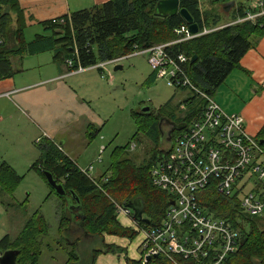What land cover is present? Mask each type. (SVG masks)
<instances>
[{
	"label": "trees",
	"instance_id": "trees-1",
	"mask_svg": "<svg viewBox=\"0 0 264 264\" xmlns=\"http://www.w3.org/2000/svg\"><path fill=\"white\" fill-rule=\"evenodd\" d=\"M161 0H109L102 5L84 9L70 16L55 21L45 22L43 27L49 37L37 36L30 44L25 40L26 24L18 0H0V80L11 78L15 71L13 58L53 50L57 46L55 60L63 64L74 61L73 67H88L118 56L128 55L135 51V46L147 49L160 44L180 40L178 34L187 26L180 16L162 18L156 15L157 4ZM249 2L251 0H248ZM219 5L220 0H212ZM181 8L187 9L201 29V35L189 41L175 44L170 48L174 56L184 54L190 58L185 73L192 84L200 91L214 96L229 75L239 67L245 54L254 49L264 37V17L256 21H247L235 25L222 24L221 15L211 10L202 11L199 0H183ZM248 5L239 3L234 19L245 18ZM214 13V15H212ZM234 21V22H235ZM207 30V33H203ZM53 47V48H52ZM34 51V52H33ZM196 61L191 63L193 57ZM152 82L155 77L152 76ZM200 103V102H199ZM189 111L185 122H191L200 107ZM141 116V118H140ZM138 132L143 134L154 146L144 160L137 164L129 157L125 147L116 148L110 168L99 177L92 176L81 169L62 147L45 139L39 145L40 157L33 168L43 175L50 172L59 184L64 186L67 196L72 199L73 213L78 215L74 222L80 223L82 231L88 237L103 241V235L116 236L134 240L138 233L131 227H124L118 220L116 204L128 203L142 198L145 201V216L149 220L147 227L161 225L170 206L168 193L154 187L151 171L163 150L159 147L157 127L158 120L151 113L140 112L137 116ZM97 134H88L95 139ZM264 142V128L256 137ZM175 137L171 138L174 141ZM170 140V141H171ZM20 177L12 167L0 166V194L13 195L16 192ZM47 182V181H46ZM71 193L75 195L72 198ZM65 199V197H60ZM200 204L210 214L231 222L242 233L241 246L238 252L229 257L226 264H264V232L256 226V220L241 212L238 199H229L219 195L213 187L199 193ZM70 210L64 200L63 210ZM72 214H63L59 220V231L65 234L71 224ZM17 239L6 235L0 240V254L7 250H19L18 264H38L42 256V241L49 235V226L39 212L30 218ZM141 225H146L142 223ZM125 253L118 246H106L91 253L89 264H94L100 253ZM72 257L79 258L77 253ZM84 257V256H83ZM86 260V259H84ZM182 264H188L180 259ZM127 264H143L127 258ZM147 264H169L163 257L151 259Z\"/></svg>",
	"mask_w": 264,
	"mask_h": 264
},
{
	"label": "built area",
	"instance_id": "built-area-1",
	"mask_svg": "<svg viewBox=\"0 0 264 264\" xmlns=\"http://www.w3.org/2000/svg\"><path fill=\"white\" fill-rule=\"evenodd\" d=\"M249 3L246 17L229 25L264 17V0ZM178 34L182 36L180 40L137 52L148 55L157 80H165L176 90H190L200 103L204 102L196 117L185 122L174 141L162 149L151 171L154 187L169 194L170 206L161 225L155 228L135 221L127 206L116 204V208L142 237L143 264L149 262L148 257H163L169 264H182L180 259L188 264H226L240 249L241 230L230 221L211 215L200 204L199 193L213 187L223 197L238 199L244 215L264 216V142L248 134L242 115L226 112L212 96L190 82L185 74L190 58L184 54L174 56L170 48L197 36L190 34L188 26H183ZM132 56L111 63L118 64ZM66 64L73 68V61ZM84 70L80 66L78 72ZM131 147L134 151L136 145Z\"/></svg>",
	"mask_w": 264,
	"mask_h": 264
},
{
	"label": "crops",
	"instance_id": "crops-1",
	"mask_svg": "<svg viewBox=\"0 0 264 264\" xmlns=\"http://www.w3.org/2000/svg\"><path fill=\"white\" fill-rule=\"evenodd\" d=\"M108 1L18 0L26 24L24 32L25 40L27 43L32 44L37 36L49 37V34L45 33V28L43 27L45 22L55 21L70 16L75 12L90 9L96 5H102ZM228 4L230 2L219 7L222 11L221 14L229 17L232 13H235L239 2H235L236 5L229 12H226L224 7ZM199 5L202 11L211 10L214 12L218 4H215L212 0H206L204 2L201 0L199 1ZM233 22H227L225 25L232 24ZM31 31H34L33 35L27 38V35ZM195 36L199 37L200 35ZM59 49L60 46H57L53 50L27 54L23 58L20 56L13 58L14 75L11 78L0 80V114L2 115L0 127L17 122L19 125H24L21 128L24 134L27 129L26 124L28 123L37 132V145L42 144L45 139L55 142L62 147L67 156L83 169L81 164L82 159L80 162L79 158H81L84 152L77 151L75 147L80 137V132L83 131L86 138H88V134L90 133H95L98 136L101 128H104L109 123V121L106 122L107 120L102 118L101 111L94 104V98L98 96L96 88L100 87L99 85H103L98 81L96 72L100 75V79L107 80L111 83L113 76L107 71V68L114 67L115 69L117 66H122V63L125 61L145 54L137 53L143 50L137 47L133 53L128 55L118 56L88 67L79 65L76 68H71L67 64L55 60V51ZM131 55L134 56L122 60L118 64L111 63L115 59ZM27 63L28 65H26ZM101 64H105V66L99 67ZM80 66L85 70L78 72ZM20 75H23L21 76L22 78L19 77ZM152 76L157 80L155 70L152 71L147 82H152ZM224 88L229 89V96L233 100H239L238 110L230 114L242 115L245 119L248 134L257 137L264 128V37L259 40L254 49L249 50L245 54L240 60L239 67L229 75L213 98L217 96L218 91ZM225 103L227 106H230L228 100ZM188 114L184 118L179 119L178 122L170 117L163 118L160 115L156 117L152 114L159 122L156 133L160 141L159 147L165 146V141L167 143L170 142L171 137L167 136V133L172 132V136L178 133L179 129L185 123L184 119H186ZM4 115L7 117V120H5ZM96 127L100 129L97 131ZM175 128H178V131H175ZM83 145H86V140ZM65 147L68 148V151L64 149ZM103 148V151L107 150V147ZM143 160L144 158L141 162ZM100 175L102 173L96 177ZM26 220L24 221L25 224L28 221ZM118 220L124 227L132 226V222L123 215L119 216ZM77 228L81 229L80 223L77 226H73L71 230L65 231V235L68 234L70 237H74L70 244L78 250L79 259H84L79 253L81 245L84 242L83 235L81 232L75 235L72 233ZM103 236V241L98 238L94 240L96 244L92 248L90 247V253L102 250L103 244L106 246H118L126 252L117 254L113 252L100 253L96 257L94 264H127V258L132 261L142 260V251L140 249L142 243L141 236H137L134 240L109 235ZM11 239L14 240L13 237Z\"/></svg>",
	"mask_w": 264,
	"mask_h": 264
},
{
	"label": "rangeland",
	"instance_id": "rangeland-1",
	"mask_svg": "<svg viewBox=\"0 0 264 264\" xmlns=\"http://www.w3.org/2000/svg\"><path fill=\"white\" fill-rule=\"evenodd\" d=\"M228 2L250 4L248 0H220L219 5L216 6L219 11L215 8L214 13L221 15L222 24L234 20L233 13L229 17L221 14L219 6ZM33 33L34 31H31L27 38L31 37ZM122 66L123 69L119 71H115L114 67L107 68V71L113 76L111 83L100 79V75L96 72L98 81L103 85L96 88L98 96L94 98V104L101 111L102 118L109 123L101 128L95 139L86 138L84 132L81 131L75 146L77 151L84 152L79 158L80 162L82 159L83 169L89 170L92 166L93 170H89V173L94 177L110 168L113 162L112 153L116 148L130 144L127 149L129 157L134 155V161L140 164L154 146L142 133L134 138L139 126L137 116L144 108L149 107L150 113L156 117L158 115L163 118L170 117L178 122L188 114L190 109L199 106V100L190 90L173 89L167 85L165 80L161 79L147 82L153 71L148 55L135 56L122 63ZM21 76L23 75L19 77ZM228 91L229 89L224 88L218 91L214 98L226 112L233 113L238 110L239 100H233ZM226 100L232 107L226 105ZM4 118L7 120L5 115ZM23 126V124L19 125L15 122L0 127V166L6 164L12 167L20 177L13 195L7 193L0 195V239L6 234L17 239L25 227L24 221L39 212L44 216L49 226V235L41 239L43 240L41 244L42 256L38 264H66L71 253L78 254V250L70 244L74 237L59 231V220L63 214H72L70 210L62 211L64 200L68 205L72 201L68 196L61 199L42 174L33 168L40 157L39 145L36 143L37 132L27 123V129L23 134L21 129ZM96 128L97 131L100 129ZM83 140H86V145H83ZM133 144L136 145V148L131 151ZM102 147H107V150H101ZM64 149L68 151V148ZM144 217L146 218L145 215ZM256 226L264 232V216L256 220ZM86 247L83 252L88 250ZM90 247L92 246L89 245L87 248ZM88 251L84 254L82 251L79 252L82 257L84 255L86 260L72 257L70 264H89ZM255 264L261 263L257 261Z\"/></svg>",
	"mask_w": 264,
	"mask_h": 264
},
{
	"label": "water",
	"instance_id": "water-1",
	"mask_svg": "<svg viewBox=\"0 0 264 264\" xmlns=\"http://www.w3.org/2000/svg\"><path fill=\"white\" fill-rule=\"evenodd\" d=\"M182 1L183 0H161L157 4L156 15L162 18H168V17H174L177 15H180L184 19L185 23L187 24L190 34L192 35L201 34V29L199 25L195 22V19L190 14V12L187 9L181 8ZM235 5H236L235 2H231L230 4L225 6L224 9L226 12H229L230 9L234 7ZM196 59H197L196 56L193 57V59L191 60V63H194ZM122 69H123V66H117L115 68V71H119ZM150 111L151 109L149 107H146L142 110L144 114H148L150 113ZM43 175L45 176L47 183L54 189V191L59 197H63V198L67 197V192L64 189V186L58 183V181L54 178L52 173L44 172ZM71 195H72V198L75 199V195L73 193H71ZM71 206L72 205L69 204V209L72 212V219L75 220L78 217V215L73 214V210H75L74 209L75 207L73 208ZM126 206L127 208L133 211V218L135 221L139 223H146V224L149 223V220L144 217L146 204L142 198H138L128 203ZM19 255H20L19 250H7L0 257V264H18ZM147 260L150 261L151 258L148 257Z\"/></svg>",
	"mask_w": 264,
	"mask_h": 264
},
{
	"label": "flooded vegetation",
	"instance_id": "flooded-vegetation-1",
	"mask_svg": "<svg viewBox=\"0 0 264 264\" xmlns=\"http://www.w3.org/2000/svg\"><path fill=\"white\" fill-rule=\"evenodd\" d=\"M175 125V124H174ZM175 127H176V125H175ZM176 130H178V128H175V131ZM180 130V129H179ZM171 133L172 132H170V133H167V136H170L171 138L173 137L172 135H171ZM166 142V145H167V141H165ZM166 145L165 146H160V148L161 149H163L164 147H166ZM71 221H73V222H71V224H70V226H69V229L68 230H71L72 229V227L73 226H77L78 225V223L77 222H74V219H71ZM78 232H81L82 233V235H83V240H84V242L82 243V245H81V249L79 250V252H81L82 251V253L84 254L86 251H88L87 253H88V255H90L91 253H90V250H91V248L96 244L95 242H94V240L95 239H97V238H94V237H90V238H88L87 237V235L85 234V236H84V232L82 231V229H80V228H77L76 230H73V234H77ZM78 234H80V233H78ZM87 244H89L90 246H92L90 249L89 248H87V247H89V245H87ZM87 246V247H86ZM86 247V249H88V250H84V252H83V249Z\"/></svg>",
	"mask_w": 264,
	"mask_h": 264
},
{
	"label": "bare ground",
	"instance_id": "bare-ground-1",
	"mask_svg": "<svg viewBox=\"0 0 264 264\" xmlns=\"http://www.w3.org/2000/svg\"><path fill=\"white\" fill-rule=\"evenodd\" d=\"M185 74H186V73H185ZM186 76H187V74H186ZM187 77H188V76H187ZM188 79H189V78H188ZM190 82H191V81H190ZM177 131H178V130H177ZM179 131H180V130H179ZM179 131H178V132H179Z\"/></svg>",
	"mask_w": 264,
	"mask_h": 264
}]
</instances>
